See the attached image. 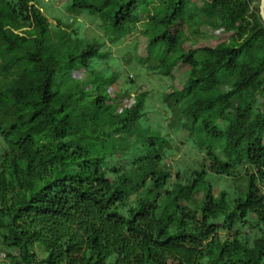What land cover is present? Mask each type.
Returning <instances> with one entry per match:
<instances>
[{
  "label": "trees",
  "instance_id": "1",
  "mask_svg": "<svg viewBox=\"0 0 264 264\" xmlns=\"http://www.w3.org/2000/svg\"><path fill=\"white\" fill-rule=\"evenodd\" d=\"M143 5L151 11L140 39L160 47L141 63L171 80L162 101L175 124L189 133L200 124L217 143L201 147L202 166L186 183L175 181L169 139L142 120L145 92L117 113L103 96L109 77L97 72L94 97H77L78 84L54 89L63 66L92 69L105 57L99 44L73 49L74 33L58 27L54 38L35 0H0V264H264L259 0L67 8L99 16L115 41ZM235 165L246 170L245 189L217 192L208 173L236 177Z\"/></svg>",
  "mask_w": 264,
  "mask_h": 264
},
{
  "label": "rangeland",
  "instance_id": "2",
  "mask_svg": "<svg viewBox=\"0 0 264 264\" xmlns=\"http://www.w3.org/2000/svg\"><path fill=\"white\" fill-rule=\"evenodd\" d=\"M47 16L50 23L52 36L55 38L58 27L65 28L73 34L72 48H82L88 41H96L105 57H93L89 61L88 69L81 62L76 61L74 67L63 66L55 76L54 89L64 90L67 87L79 85L83 92L77 97H94L95 89L94 73L109 77L110 82L103 87V96L106 103L113 106L118 113L132 106L137 94L145 92V106L142 120L145 127L156 129L167 139L169 144L164 151L169 169L175 181L186 183L191 177L192 171L201 168L204 152L201 147L215 141L204 137L202 126L195 125L194 131L189 133L182 126L175 124L176 118L173 112L162 101V95L171 80L158 73L147 69L140 59L151 55L154 58L155 49L160 45L148 44V37H143L148 13L151 8L143 5L137 12L138 22L130 34L118 36L112 41L111 33L101 25L100 17L86 11L71 12L68 6L71 0H35ZM3 4V3H1ZM221 127L223 122H219ZM204 137V138H202ZM236 177L228 178L208 173V179L216 191L226 190L229 194L243 191L247 184V175L244 167L234 166ZM181 180H179V176ZM172 181V179H171ZM134 199V196L131 197ZM39 256H43L40 246L36 245ZM3 253V252H2ZM1 253V257L4 254Z\"/></svg>",
  "mask_w": 264,
  "mask_h": 264
},
{
  "label": "water",
  "instance_id": "3",
  "mask_svg": "<svg viewBox=\"0 0 264 264\" xmlns=\"http://www.w3.org/2000/svg\"><path fill=\"white\" fill-rule=\"evenodd\" d=\"M260 15L264 21V0H259Z\"/></svg>",
  "mask_w": 264,
  "mask_h": 264
}]
</instances>
